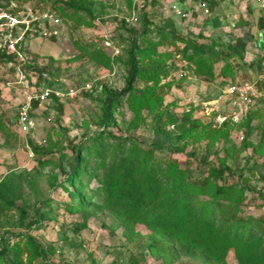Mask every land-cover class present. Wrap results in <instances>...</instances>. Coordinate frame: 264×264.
I'll list each match as a JSON object with an SVG mask.
<instances>
[{"label":"rangeland","instance_id":"374dc122","mask_svg":"<svg viewBox=\"0 0 264 264\" xmlns=\"http://www.w3.org/2000/svg\"><path fill=\"white\" fill-rule=\"evenodd\" d=\"M10 2L14 6L9 12L22 20L30 11L48 10L60 23L47 27L56 32L48 38L21 27L10 33L3 25L6 19L0 21V45L5 48L0 55V249L3 238L11 240L1 264H161L146 249L151 230L142 223L128 230L114 212L109 192L99 189L125 172L126 154L134 148L150 153L156 167L177 161L191 178L205 174L200 159L216 163L217 156L231 151L227 166L248 178L242 215L264 217V157L251 148L239 150L245 134L254 145L264 137V102L255 105L244 124L230 126L223 138L185 137L192 122L210 124L213 130L217 116L227 114L226 104L206 106L226 85L260 87L264 46L256 43V3L225 0L210 13L203 10L198 19L193 14L186 19L171 9V0H143L134 8L132 0H10L2 3L4 11ZM185 5L181 9L192 13V1ZM172 33L177 34L174 43L164 40V34ZM105 37L116 54L102 43ZM235 38L245 43L242 59L213 63L212 76L187 59H206ZM11 54L12 60L5 57ZM160 55L169 56V74L158 82L162 105L137 112L124 89L147 85L137 75L130 80V66L145 71ZM226 62L233 78L219 74ZM43 68L59 79L56 88L90 87L64 104L50 100L33 107L24 136L16 126L17 109L34 82H40ZM110 94L117 95V104L105 112ZM92 142L97 147L85 154ZM226 148H231L227 155ZM75 157L80 169L73 171ZM44 161L48 165L42 169L39 163ZM69 176L81 201V209L72 208L75 212L68 207L71 195L60 188ZM82 224L76 233L74 226ZM175 249L179 258L174 264H206L203 255L188 247L176 244ZM226 261L237 264L232 250Z\"/></svg>","mask_w":264,"mask_h":264},{"label":"trees","instance_id":"16d2710c","mask_svg":"<svg viewBox=\"0 0 264 264\" xmlns=\"http://www.w3.org/2000/svg\"><path fill=\"white\" fill-rule=\"evenodd\" d=\"M9 1L0 0V10L5 8L2 3ZM195 1L203 4L207 13H210L225 0ZM59 13L61 17H65L63 10ZM257 26L259 32L256 43L261 47L264 46V9H260ZM163 36L164 40L174 43L177 34ZM2 49L0 55L4 56L1 52L5 48ZM244 51L243 39L235 38L216 52H211L206 59H196L194 55L188 56L187 59L194 60L198 69H205L206 75L212 76L213 63L233 57L242 59ZM5 57L12 60L14 54ZM168 59V55L158 56L145 71H138L134 64L130 66V80L137 75L147 85L143 89H135L130 85L124 89L129 91L127 101L135 111L138 112L140 108L148 105H162L161 99L158 98V91L162 87L158 86V82L161 77L169 74L165 69ZM41 71L47 70L43 68ZM219 74L233 78L231 65L226 62ZM116 104L117 95H108L104 102V111L111 110ZM35 106L37 103L33 104V107ZM252 111L253 109L249 110L237 123L226 119L217 126L213 125V130L210 124L201 125L194 121L185 137L218 140L224 137L230 126L244 124ZM103 123L105 127L109 125L107 120ZM95 143L87 146L85 154L97 147ZM246 148H251L258 156L264 157V137L254 145L247 142L245 134L239 150ZM135 149L126 154L125 172L116 174L107 181L104 188L100 186L99 189L109 192L110 204L128 230L134 223L145 224L151 230L152 241L146 248L151 256L158 258L161 264H174L179 258L175 249L177 244L203 255L206 264H228L226 256L230 250L233 251L237 264H264V217L242 215L248 178L242 172L232 171L227 166L226 160L231 151L228 155L227 153L231 148L225 149L227 156H217L216 163L200 159V164L206 168L205 174L198 178H191L186 169L180 168L175 160L166 162L162 167H156L151 161L150 153ZM73 163V171L80 169L76 157ZM39 165L43 169L48 162H40ZM71 178L67 177L60 188L71 195L73 203L68 207L69 211L75 212L72 208L81 209V201L73 192L74 184ZM83 227L84 224L75 225L73 230L77 233ZM10 241V236L3 238L5 246L0 249V264L7 259Z\"/></svg>","mask_w":264,"mask_h":264},{"label":"built area","instance_id":"2783aa9c","mask_svg":"<svg viewBox=\"0 0 264 264\" xmlns=\"http://www.w3.org/2000/svg\"><path fill=\"white\" fill-rule=\"evenodd\" d=\"M143 0H132L133 8L137 2ZM190 0H171V9L181 18L190 19L192 13L188 10H182V5H185ZM245 5L256 3L261 10L264 9V0H240ZM203 7L204 5L201 4ZM14 4L10 2L9 8L6 11L0 10V21L6 19L3 24L11 33L14 28L21 27L25 32H38L48 38L54 36L56 32L49 31L47 27H55L60 23L59 17L52 11H42L40 13L29 12V15L24 20L18 17V14L10 13L9 9ZM186 6V5H185ZM205 8V7H204ZM135 12V11H132ZM205 12L207 13L206 9ZM133 14V13H132ZM133 20V17L131 18ZM128 21V19H125ZM2 23V22H1ZM0 23V25H2ZM104 46L114 50L115 54L117 50L113 47L112 42L108 37H105L102 41ZM1 49V45H0ZM14 50V49H13ZM15 51V50H14ZM17 54V52H15ZM19 55V53L17 54ZM177 58L179 56H176ZM261 85L257 87L253 83L239 82L235 84L226 85L213 102H207L206 106L226 104V115L217 116L215 121L217 125L221 124L226 119L231 120L233 123L241 121L249 110L253 109L259 101H264V72L260 76ZM39 81L34 82L32 88L25 94V98L19 105L16 113V126L20 134L26 136L29 133L31 127L30 114L33 109V104L37 105L48 103L50 100H54L59 104H64L68 100L76 97L81 90L89 89V84H85L80 88H66L64 90L56 88L59 79L50 76L48 71H41L38 76Z\"/></svg>","mask_w":264,"mask_h":264},{"label":"crops","instance_id":"0c3cea01","mask_svg":"<svg viewBox=\"0 0 264 264\" xmlns=\"http://www.w3.org/2000/svg\"><path fill=\"white\" fill-rule=\"evenodd\" d=\"M190 1H192V5H191L192 14L197 15V19H198V14H203V10H205V8L198 1L195 0H190Z\"/></svg>","mask_w":264,"mask_h":264}]
</instances>
